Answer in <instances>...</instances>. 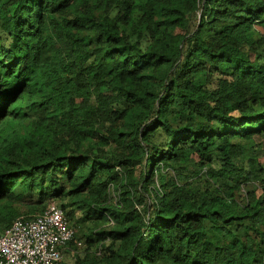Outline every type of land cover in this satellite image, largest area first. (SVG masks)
I'll use <instances>...</instances> for the list:
<instances>
[{
	"label": "trees",
	"instance_id": "trees-1",
	"mask_svg": "<svg viewBox=\"0 0 264 264\" xmlns=\"http://www.w3.org/2000/svg\"><path fill=\"white\" fill-rule=\"evenodd\" d=\"M263 142L264 0H0V234L54 202L60 264H264Z\"/></svg>",
	"mask_w": 264,
	"mask_h": 264
},
{
	"label": "built area",
	"instance_id": "built-area-1",
	"mask_svg": "<svg viewBox=\"0 0 264 264\" xmlns=\"http://www.w3.org/2000/svg\"><path fill=\"white\" fill-rule=\"evenodd\" d=\"M74 235L63 210L51 202L41 214L17 217L0 234V264H60Z\"/></svg>",
	"mask_w": 264,
	"mask_h": 264
},
{
	"label": "rangeland",
	"instance_id": "rangeland-1",
	"mask_svg": "<svg viewBox=\"0 0 264 264\" xmlns=\"http://www.w3.org/2000/svg\"><path fill=\"white\" fill-rule=\"evenodd\" d=\"M259 140V139H258ZM259 142H261V140H259ZM263 147H264V142L259 146V148H258V150H257V152H256V154L257 155H259L258 157L261 159V161L263 162V164H264V154L262 153V149H263ZM255 187H256V185L254 184V183H250V184H247V185H245V186H243V190L244 191H249V190H253V189H255ZM78 217L79 216H81V213L79 212L78 214ZM80 222V221H79ZM88 223H89V221H87ZM88 225H90V224H88ZM83 248H84V246H81V248L79 249V250H83ZM71 255L72 254H66V255H64V261L65 262H71L72 260V257H71Z\"/></svg>",
	"mask_w": 264,
	"mask_h": 264
}]
</instances>
